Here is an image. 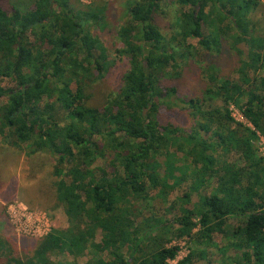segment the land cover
<instances>
[{"label":"trees","instance_id":"trees-1","mask_svg":"<svg viewBox=\"0 0 264 264\" xmlns=\"http://www.w3.org/2000/svg\"><path fill=\"white\" fill-rule=\"evenodd\" d=\"M110 1L0 5V147L43 159L41 198L67 219L24 260L0 234V262L264 264L259 0H126L112 58L96 38ZM113 72L116 87L88 105Z\"/></svg>","mask_w":264,"mask_h":264},{"label":"rangeland","instance_id":"rangeland-1","mask_svg":"<svg viewBox=\"0 0 264 264\" xmlns=\"http://www.w3.org/2000/svg\"><path fill=\"white\" fill-rule=\"evenodd\" d=\"M14 1L16 0H0V5L8 6ZM90 1L79 0L82 4H88ZM125 1H110V4L106 8L105 24L99 30L97 29L96 32V38L104 43L109 58L115 55L114 43L117 42L116 26L123 14ZM253 16L257 18H261L262 16L264 18V0H259ZM195 42L196 40L190 41L191 44H195ZM118 66L123 67L122 64H118ZM119 72L120 70L117 74ZM182 73L185 76L187 89L190 90L192 76L188 74V70ZM233 76L236 77L237 74ZM1 83L3 86L8 85L6 80ZM116 85L117 76L114 75V72L113 74H109V76H105L102 81L90 85L86 92L90 96L88 105L93 106L103 102L105 94L116 87ZM70 87L74 88L75 85L71 83ZM231 110L232 115L237 121L251 126L250 122L244 118L236 107L232 106ZM144 113L146 114L147 110H144ZM258 146L260 153L264 156V147L260 140ZM38 157L48 159V156L45 155ZM161 160L163 159L161 158ZM42 162L43 159L42 161H32L24 152L18 153L16 149L0 147V234L4 237L6 235L10 237L13 243L11 248L13 255L19 256L23 260L24 253H28L34 249V243H36L37 239L47 235L53 228H64L67 226V219L63 211L60 208L53 207V204L47 201L46 197L41 198L40 191L45 192V180H48V173H50L48 166H43ZM4 177L14 178V183L11 184L13 187L5 183L7 179H4ZM181 191H184L183 187H176L174 190H170L169 198H173L176 193L179 194ZM193 200H196V196H193ZM165 206L166 203L163 201L159 203L160 209L165 208ZM238 222L237 218L229 217L227 224L231 226ZM174 244L180 246L177 256V259H180L187 253L186 244L184 241H175ZM55 258L58 261L62 259L72 260V253L66 250L61 256ZM0 263L8 264L5 260ZM174 263L175 261H170V264Z\"/></svg>","mask_w":264,"mask_h":264},{"label":"built area","instance_id":"built-area-1","mask_svg":"<svg viewBox=\"0 0 264 264\" xmlns=\"http://www.w3.org/2000/svg\"><path fill=\"white\" fill-rule=\"evenodd\" d=\"M232 108V106L230 107V109ZM234 117V116H233ZM260 142L261 144H263V147H264V138L262 136H260Z\"/></svg>","mask_w":264,"mask_h":264}]
</instances>
